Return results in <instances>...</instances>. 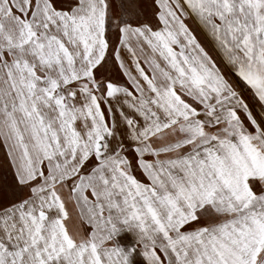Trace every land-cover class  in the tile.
<instances>
[{"label":"snow or ice","instance_id":"snow-or-ice-1","mask_svg":"<svg viewBox=\"0 0 264 264\" xmlns=\"http://www.w3.org/2000/svg\"><path fill=\"white\" fill-rule=\"evenodd\" d=\"M0 264H264V0H0Z\"/></svg>","mask_w":264,"mask_h":264}]
</instances>
